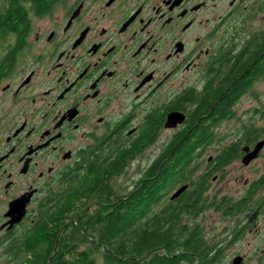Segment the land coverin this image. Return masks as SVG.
<instances>
[{"label":"flooded vegetation","instance_id":"af4514ba","mask_svg":"<svg viewBox=\"0 0 264 264\" xmlns=\"http://www.w3.org/2000/svg\"><path fill=\"white\" fill-rule=\"evenodd\" d=\"M27 9L28 31L13 36L18 50L0 45V264H16L19 255L9 251L32 241L49 220L61 224L64 204L76 205L78 228L85 215L107 208L108 192L137 195L131 201L142 207L149 198L139 189L157 186V162L166 154L170 162L190 153L198 176L218 153L241 162L246 148L264 141L256 133L264 115V88L258 94L256 85L264 87V69L245 76L244 85L241 78L256 67L249 59L264 64V0H58L45 12ZM10 49L17 54L11 61ZM249 90L257 94L244 122L250 119L254 135L243 139L239 102ZM220 105L230 111L218 120ZM232 121L239 122L233 133L217 132ZM211 130L218 145L210 144ZM176 142L183 148L175 150ZM210 146L214 154L206 157ZM148 152L151 162L144 170L138 165L131 188L118 184ZM150 170L156 182L143 181ZM183 186V193L190 189L179 185L160 204ZM152 193L157 206V187ZM204 194L210 196V185ZM227 233L235 242L241 230Z\"/></svg>","mask_w":264,"mask_h":264},{"label":"trees","instance_id":"16d2710c","mask_svg":"<svg viewBox=\"0 0 264 264\" xmlns=\"http://www.w3.org/2000/svg\"><path fill=\"white\" fill-rule=\"evenodd\" d=\"M57 2L58 0H0V45L6 42L8 37L15 36L17 39L22 37L26 30L28 31L29 5L30 11H38L42 8V12H45L44 8ZM20 46L16 40V44L14 43L16 50ZM6 53H8L6 59L8 58L9 61L16 58V53L12 55L13 49ZM249 62L250 68L256 67L252 72L241 77L242 85L245 83V76L256 77L264 69V66L257 68L259 64H263L260 60L254 63L249 59L247 63ZM244 87H247V84ZM221 94L220 91L211 94L209 98L211 101H208L211 107ZM241 94L244 95V92ZM214 111L220 114L218 120H221V117L225 118V114L230 110L227 106L220 105ZM212 128L215 131L216 126ZM212 130L210 144L218 145L219 141H215L216 137ZM242 133L245 135L243 139H248L251 134L254 135L253 123L250 119L242 126ZM256 133L260 138L259 132ZM251 140L249 138L250 143ZM255 141L257 140L252 142ZM174 147L175 150L183 148L177 142ZM169 156L166 154L157 162L159 170L157 186L155 183L153 185L147 182L148 184L145 183L139 189L141 193L138 196L149 198L142 207L137 202L131 201L137 195L108 192L110 204L104 208L106 210L101 208L95 210L94 215H85L81 218L78 228L74 223L76 205L64 204L61 224L55 226V222L49 220L43 228L35 230L32 241L27 242V238L18 241L14 245V251L12 253L9 251V254L19 255L20 260L16 264H220L223 251L221 243L217 244L209 238H204L197 223L198 217L202 216L209 207L225 218L233 219L236 223L240 222L242 213L247 214L250 211L245 208L252 203L257 192L255 205L260 214L264 204V177L251 184L247 193L242 196L246 200L230 202L224 197L217 198L216 194L205 197L203 193L208 190L212 175L236 160L237 156L218 153L209 163L207 171L201 172L198 176H196V162L193 161L194 157H191L190 153L175 156L172 161L170 160L171 163L167 159ZM154 176L155 173L150 170L143 181L150 179L156 182ZM184 183L189 184L188 191L182 192L181 197L173 199L174 201L160 204V198L164 193ZM154 186L157 187V206L152 200ZM135 188H139V185ZM84 192L86 193V190ZM185 220L189 222H184ZM92 222L95 225L93 229L88 226V223ZM88 240L92 243H88ZM43 251L45 253L41 256ZM30 252L34 256L32 259L28 258ZM261 256L263 257L264 253Z\"/></svg>","mask_w":264,"mask_h":264},{"label":"rangeland","instance_id":"374dc122","mask_svg":"<svg viewBox=\"0 0 264 264\" xmlns=\"http://www.w3.org/2000/svg\"><path fill=\"white\" fill-rule=\"evenodd\" d=\"M12 43H14L13 36L8 37L5 46H10ZM261 85L262 84L256 85L258 94H260L264 88L263 85ZM254 92V90H249L239 102L242 126L246 125L244 122V120H246L245 114L249 115L248 110L255 106L253 97L257 93ZM261 121H264V115H260V117L257 118L256 124L257 132H259L258 135L263 139L264 124L260 123ZM238 124L239 122L235 123L234 121L228 124H221L217 132L221 133L229 128L227 132L233 133L234 126H238ZM158 146L163 147V141L157 143V153ZM213 150L214 147L210 146L209 152L206 153L205 156H213ZM251 151H253V149ZM260 152V157L257 158L258 155L251 157V159L247 161V165L242 163L244 156L242 157L241 162L229 163L230 165L225 167L221 173L223 177L220 178V175L218 174L214 177L213 183H210V196L214 194H216L215 196L217 198H222L225 194L244 196L249 190L251 184L264 175V149L262 151L260 150ZM151 159L152 154L151 152H148V155L143 156L137 163L132 164L120 176V178L117 179L118 184L121 181L127 183L128 188L130 189L131 187L129 186L132 185L140 175L138 165H141L144 170L150 164ZM257 196L258 192L254 196L252 203L247 205V207H252V209L247 212V214L242 213L240 222L236 223L233 219L225 218L220 213L218 214L213 210L205 211L202 216L198 217L197 223L200 225L201 233L204 234V238H209L210 241L217 244L221 243L223 251L220 264H231L232 259L239 256L243 258V261L240 264H264V256H261L262 253H264V204L261 207L260 214H258L257 209L255 210V200H257ZM184 222L189 221L185 220ZM229 229L232 234H234L235 231L238 232L241 230V235L237 241L235 240V242H233L234 236L228 237L227 232ZM4 259H6L5 256ZM8 261L10 262L9 258H7V262ZM0 263H2L1 259Z\"/></svg>","mask_w":264,"mask_h":264},{"label":"water","instance_id":"95a60500","mask_svg":"<svg viewBox=\"0 0 264 264\" xmlns=\"http://www.w3.org/2000/svg\"><path fill=\"white\" fill-rule=\"evenodd\" d=\"M170 117L168 119V122H173V120H170ZM170 122V123H171ZM264 147V141H259L255 144L253 151H249L248 148L245 149L246 155L242 159V163L247 165V161L251 159V157H255L259 154L260 150ZM186 189V186H183L179 188L172 196L171 200L177 198L184 190ZM21 220V217L17 218L16 220H12V222H19ZM56 251V250H55ZM54 251V252H55ZM243 261V258L241 256L235 257L232 259V264H240Z\"/></svg>","mask_w":264,"mask_h":264}]
</instances>
